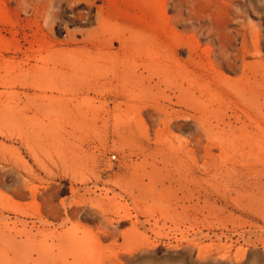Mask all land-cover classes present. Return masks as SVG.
Segmentation results:
<instances>
[{
	"label": "rangeland",
	"instance_id": "obj_1",
	"mask_svg": "<svg viewBox=\"0 0 264 264\" xmlns=\"http://www.w3.org/2000/svg\"><path fill=\"white\" fill-rule=\"evenodd\" d=\"M0 264H264V0H0Z\"/></svg>",
	"mask_w": 264,
	"mask_h": 264
},
{
	"label": "built area",
	"instance_id": "obj_2",
	"mask_svg": "<svg viewBox=\"0 0 264 264\" xmlns=\"http://www.w3.org/2000/svg\"><path fill=\"white\" fill-rule=\"evenodd\" d=\"M110 158H111V160H115L116 156L115 155H111Z\"/></svg>",
	"mask_w": 264,
	"mask_h": 264
}]
</instances>
